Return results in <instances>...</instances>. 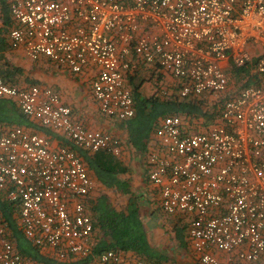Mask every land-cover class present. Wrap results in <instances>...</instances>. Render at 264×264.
Returning <instances> with one entry per match:
<instances>
[{
    "label": "built area",
    "instance_id": "2783aa9c",
    "mask_svg": "<svg viewBox=\"0 0 264 264\" xmlns=\"http://www.w3.org/2000/svg\"><path fill=\"white\" fill-rule=\"evenodd\" d=\"M1 1L12 18L11 49L71 74L94 68L92 97L116 122L133 115L126 78L140 62L168 75L181 96L230 90L228 70L252 57L254 69L264 73V0H0V27ZM249 43L259 51L247 50ZM0 97L13 98L25 115L75 147L121 153L120 136L86 126L50 86L10 85L0 72ZM186 123L167 115L152 136L147 177L159 191L161 210L187 219L199 264H258L264 252V82L224 99L207 128L191 130ZM93 185L74 149L22 126L0 127V198L17 207L19 228L42 251L60 261L92 253L97 241L85 196ZM0 264H32L3 222ZM86 264L160 263L107 249Z\"/></svg>",
    "mask_w": 264,
    "mask_h": 264
},
{
    "label": "trees",
    "instance_id": "16d2710c",
    "mask_svg": "<svg viewBox=\"0 0 264 264\" xmlns=\"http://www.w3.org/2000/svg\"><path fill=\"white\" fill-rule=\"evenodd\" d=\"M1 12L3 26L0 27V72L4 81L14 86L40 84L35 77L31 78L32 70L25 66L34 64L35 67L37 60H29V64L19 60L17 64L7 57L9 52L12 53L7 38L12 18L3 1ZM255 62V57H252L241 67L231 66L228 70L230 90L217 95L181 96L171 84L163 89L159 83V80L164 79L162 73L157 75L156 89L147 95L142 89L144 77L138 75L136 69L132 70L127 74L126 82L133 98L134 112L126 120L117 122L118 130L125 134L119 155L105 149L90 151L75 147L63 133L43 126L25 115L13 98L0 97V127L22 126L28 131L46 136L54 143L74 149L94 183L92 190L85 196V204L97 242L91 254L76 260L69 258L60 261L27 239L19 228L17 207L0 198V222L7 225L10 239L18 252L32 264H86L94 255L107 249L120 252L124 258L160 264H179L175 259L169 258L166 248H157L150 242L147 228L149 217L160 218L161 224L171 233L175 247L182 249L185 255L190 253L194 258L187 237V219L182 214H167L162 211L159 206V191L148 181L147 157L152 136L161 119L170 114L178 115L185 123L187 122V129L207 128L219 116L224 99L246 85L264 82V73L254 69ZM124 147L130 150L125 151ZM135 156L143 169L140 186L133 181L130 169L129 159ZM109 192L118 198L114 199L116 197ZM258 264H264V252Z\"/></svg>",
    "mask_w": 264,
    "mask_h": 264
},
{
    "label": "crops",
    "instance_id": "0c3cea01",
    "mask_svg": "<svg viewBox=\"0 0 264 264\" xmlns=\"http://www.w3.org/2000/svg\"><path fill=\"white\" fill-rule=\"evenodd\" d=\"M35 62L32 74H34L37 82L55 89L60 95L61 100L70 106L74 117L81 120L89 128L101 129L116 134L124 141L125 134L118 130L115 119L99 112L92 97L91 81L96 73L94 68H88L80 74H71L68 71L57 69L44 57L39 58ZM134 66L138 75L144 77L142 83L143 92L147 95L152 93L156 89L155 84L158 82L157 75L160 72H158L156 67L146 63L140 62ZM171 81L168 75H164V79L159 80V83L164 88L169 86ZM124 150L128 151L130 149L124 147ZM141 170L143 172L142 168ZM137 182L138 184L136 185L140 186L141 181Z\"/></svg>",
    "mask_w": 264,
    "mask_h": 264
},
{
    "label": "rangeland",
    "instance_id": "374dc122",
    "mask_svg": "<svg viewBox=\"0 0 264 264\" xmlns=\"http://www.w3.org/2000/svg\"><path fill=\"white\" fill-rule=\"evenodd\" d=\"M246 49L250 52H258L259 46L254 45L253 43H249L246 46ZM13 53V54H12ZM12 53L9 52V56H7L12 62L19 64V60H23V63L29 64V60L22 54L20 50H12ZM25 59V60H24ZM27 68L34 71V64L32 65H25ZM31 78L34 79V74L31 73ZM231 85V84H230ZM129 162H131V173L133 174V181L138 184L137 181H140L142 176V170L139 166V163L137 161V157H133L129 159ZM137 190L138 187H135ZM109 194H111L109 192ZM113 197H116L114 199H117L118 197L111 194ZM121 199V197H119ZM147 218V217H146ZM160 218L154 219V218H147V228H148V238L150 242L155 245L157 248H166L167 254H169L170 259H175V261L179 264H199L193 257H191V254H184L182 253V249L175 247V245L172 242L171 233L167 229L165 225L161 224ZM166 223V221H165ZM169 228V227H168ZM170 247L172 249L170 250Z\"/></svg>",
    "mask_w": 264,
    "mask_h": 264
}]
</instances>
